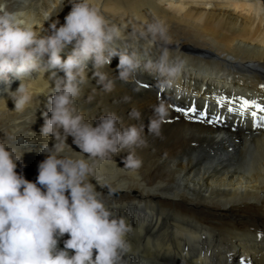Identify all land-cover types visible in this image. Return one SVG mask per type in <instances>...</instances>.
Instances as JSON below:
<instances>
[{"label": "bare ground", "instance_id": "obj_1", "mask_svg": "<svg viewBox=\"0 0 264 264\" xmlns=\"http://www.w3.org/2000/svg\"><path fill=\"white\" fill-rule=\"evenodd\" d=\"M0 3L7 11L21 14V19L32 24L40 36L50 35L52 21L59 19L63 24L71 10L68 0H0ZM94 4L110 24L127 26L125 38L118 43L128 52L137 51L141 61L157 60L164 45L147 49L149 55H145L144 41L136 42L130 34L146 23L164 21L172 41L167 45L169 62H183L178 82L171 86L172 96L187 100L204 87L210 91L231 88L243 93L247 88L257 92L259 85L264 84V0H94ZM45 12L52 18L44 23ZM72 49L73 45H69L61 53L62 59ZM111 67L112 61L99 69L114 81L115 90L111 93H106L93 79V65L86 68L88 82L82 85L83 96L77 100V106L85 119L94 124L108 112L122 118L121 127L143 124L142 137L148 146L135 149L142 160L138 171L123 167L122 158L130 149L99 163L95 176L99 185H106H97L104 204L122 208L139 206L144 213L150 209L157 215L153 220L156 229L161 230L158 239L162 240L172 227L186 234L194 233L198 244L200 233L212 237L218 250L241 246L242 240L235 235L246 228L264 230V134L255 137L249 146H245L244 140L234 154H229L226 148L214 149L216 136L225 133L207 127L176 122L162 125V138L149 135L147 126L154 115L150 108L157 104L155 98L141 97L142 90L131 85V81L120 80L117 65ZM56 71L57 76L64 77L62 71ZM134 74L146 79L156 76L145 73L143 68ZM50 75L40 72L33 73L32 78H23L30 85L32 99L22 112L15 110L12 99L19 96L15 91L20 81L0 82V142L12 150L13 156L22 154V163L16 170L20 172L22 168L25 176L38 175V164L45 159L40 150L48 138L39 134L48 97L55 86ZM125 96L131 99L125 102ZM133 107L140 111V120L129 119ZM53 142L48 141L49 147ZM193 142L199 144L198 148L191 147ZM67 143L72 149L66 148L64 154L76 156L79 149L71 137ZM92 183L96 184V180ZM233 236L238 244H221ZM130 246L131 250L123 255V264H164L154 254L157 252L149 251V246L142 252ZM59 247L63 248V240ZM248 252L252 255L264 252V246L251 243Z\"/></svg>", "mask_w": 264, "mask_h": 264}, {"label": "clouds", "instance_id": "obj_2", "mask_svg": "<svg viewBox=\"0 0 264 264\" xmlns=\"http://www.w3.org/2000/svg\"><path fill=\"white\" fill-rule=\"evenodd\" d=\"M68 3L71 10L64 23L52 21L47 36L38 35L21 14L7 11L0 3V82L20 81L15 91L19 96L12 98L15 110L24 111L32 99L24 77L50 72L55 81L39 134L48 139L42 143L40 151L45 159L38 164L35 182L25 178L22 168L16 170L22 154L13 156L0 142V264H123V255L131 250L126 236L132 228L123 217H115L100 198L96 167L130 149L122 158L123 167L138 171L142 160L135 149L148 145L142 137L144 125L121 127L123 120L115 112L100 116L95 124L85 119L77 100L83 96L82 85L88 82L87 64L93 62L92 77L106 93L114 91L115 84L99 69L109 65L114 56L119 57L118 78L124 82H130L129 78L143 68L149 75L162 77L158 81L161 86L171 87L183 69L182 61L169 62L167 45L172 41L164 21L146 23L130 34L132 40L144 41L145 55H149L147 49L164 45L157 60L141 61L137 51L118 54L116 49L110 50L125 38L127 26L110 24L94 0ZM51 18L49 12L43 14L44 23ZM69 45L73 49L62 59L61 53ZM56 70L64 77H58ZM130 99L123 98L125 102ZM152 107L148 134L162 138L169 108L159 98ZM140 118V111L133 107L129 119ZM68 137L79 149L76 156L64 154L66 148L72 149ZM50 139L54 141L51 147ZM61 240L63 248L59 247Z\"/></svg>", "mask_w": 264, "mask_h": 264}, {"label": "snow or ice", "instance_id": "obj_3", "mask_svg": "<svg viewBox=\"0 0 264 264\" xmlns=\"http://www.w3.org/2000/svg\"><path fill=\"white\" fill-rule=\"evenodd\" d=\"M259 87L264 90V84ZM195 95L196 93H193V96ZM260 99L262 98L248 99L235 94L225 96L213 92L211 97H205L202 108H198L196 100L193 99L189 107H177L175 111L180 113L186 121L214 128L227 127L228 122L235 118V123L231 127L233 132L236 131V125L243 123L246 117H251L253 128H264V104L260 102ZM209 101L215 104V109L211 112L209 111ZM228 258L231 259V253ZM241 264H244L243 260H241Z\"/></svg>", "mask_w": 264, "mask_h": 264}, {"label": "rangeland", "instance_id": "obj_4", "mask_svg": "<svg viewBox=\"0 0 264 264\" xmlns=\"http://www.w3.org/2000/svg\"><path fill=\"white\" fill-rule=\"evenodd\" d=\"M118 48H117V47ZM114 47H116V51H117V53L119 52V53H126V52H128V50L125 48V47H122L121 45H120V43H115V44H113L112 46H111V48H110V50L112 49V48H114ZM66 54V53H65ZM114 59V58H113ZM112 61V60H111ZM89 63H91L92 65H93V62L92 61H89ZM88 65V64H87ZM88 67V66H87ZM25 176V175H24ZM38 175L37 174H34V175H26L25 176V178L26 179H28L29 181H32V182H35V180H36V177H37Z\"/></svg>", "mask_w": 264, "mask_h": 264}]
</instances>
